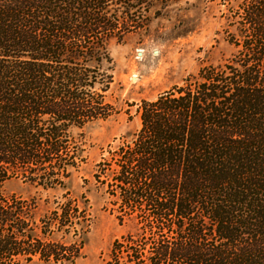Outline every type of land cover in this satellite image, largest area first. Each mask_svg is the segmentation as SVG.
<instances>
[{
    "label": "trees",
    "instance_id": "16d2710c",
    "mask_svg": "<svg viewBox=\"0 0 264 264\" xmlns=\"http://www.w3.org/2000/svg\"><path fill=\"white\" fill-rule=\"evenodd\" d=\"M171 1L0 0V264L79 258L48 239L77 224L71 203L37 224L36 201L2 188L68 189L70 130L113 116L110 42ZM221 1L235 53L143 101L133 146L115 152L113 196L146 220L105 264H264V0Z\"/></svg>",
    "mask_w": 264,
    "mask_h": 264
},
{
    "label": "rangeland",
    "instance_id": "374dc122",
    "mask_svg": "<svg viewBox=\"0 0 264 264\" xmlns=\"http://www.w3.org/2000/svg\"><path fill=\"white\" fill-rule=\"evenodd\" d=\"M225 12L221 0L159 2L148 15V27L110 42L114 70L106 99L113 116L82 130H70L72 151L78 159L77 167L70 168L68 189H44L23 180L8 181L2 188L5 196L36 201L37 224L67 203L77 212V224L65 229L69 232L56 230L53 239H48L61 245L76 244L79 258L73 263L35 259L32 264H105L117 240L138 232L140 222L146 220L144 214L138 219L125 215L121 200L113 196L117 188L110 176L119 168L115 152L133 146L141 129L143 101H155L196 78L202 68L225 64L235 53L225 33Z\"/></svg>",
    "mask_w": 264,
    "mask_h": 264
},
{
    "label": "bare ground",
    "instance_id": "6f19581e",
    "mask_svg": "<svg viewBox=\"0 0 264 264\" xmlns=\"http://www.w3.org/2000/svg\"><path fill=\"white\" fill-rule=\"evenodd\" d=\"M134 79H136V77H133ZM136 81V80H135Z\"/></svg>",
    "mask_w": 264,
    "mask_h": 264
}]
</instances>
